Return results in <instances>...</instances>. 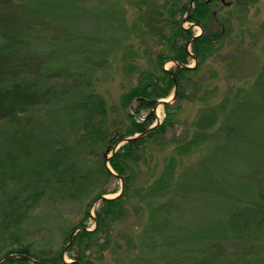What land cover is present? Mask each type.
<instances>
[{"label": "rangeland", "instance_id": "obj_1", "mask_svg": "<svg viewBox=\"0 0 264 264\" xmlns=\"http://www.w3.org/2000/svg\"><path fill=\"white\" fill-rule=\"evenodd\" d=\"M165 1L119 0L115 8L123 16L121 29L112 28L114 21L102 13L105 7L101 5L96 6V16L99 17H82L92 22L82 31L78 26L81 19L75 21L73 28H67L59 26L55 17L44 21H41L42 17L37 20L29 15L6 17L14 22V26L36 27L31 32L33 45L30 49L37 48L31 51L30 66L55 64L69 57L68 68L61 70L57 78L37 81L36 87L43 88L47 84L57 87L58 93L64 90L67 93L76 83L82 93L79 100L75 93H67L62 96L64 104L38 106L19 116V121L0 122V149L1 146L5 150L11 149L12 142L7 133L26 134L32 139L41 137L42 142L49 139L50 145H41V153L38 150L32 152L31 161L47 157L36 174L57 182H53L41 201L32 208L25 228L35 250L54 256L62 253L66 264L78 261L70 259L67 252L63 254L70 237L67 231L82 224L87 229H94V219L85 218L93 198L103 189L108 191L107 197H114L121 191L122 181L118 177H106L100 172L107 140L117 142L118 134L131 129L129 113L136 115L138 120L146 114V111L135 112V101L125 107L122 96L140 85L147 76L161 78L163 70L176 71L171 60L160 59L172 55L167 39L172 36L173 29L163 6ZM178 1L190 3V0H173V3ZM20 5L24 6L22 1ZM80 5L88 4L81 0ZM212 6L216 21L209 24V29H225L227 35L216 44L213 55L199 64L196 72L184 74L185 94L171 102L177 109H174V117L165 132L148 139L128 161L126 176L129 181L124 185L128 197L118 219L97 235L96 244H91V248L82 253L90 264H168L176 260L177 264L186 259L190 261L188 257L193 253L187 249L195 248L196 237L204 236L210 225L218 224L216 221L227 210L232 194L240 197L259 181V170L264 164L255 157V152L264 147V99L259 98V88L255 85L264 69V34L261 31L264 0H220ZM16 8L13 7L12 11H18ZM191 24L185 22L182 26L188 28ZM192 30L195 35L200 33L196 26ZM4 41L6 36L0 33V43ZM175 41L178 44L185 42L181 38ZM189 52L192 53L191 47ZM187 60V65H194L191 56ZM173 93L174 88L169 97L162 100L171 99ZM206 93L210 96L203 102L201 98ZM226 99L225 112L220 110L224 113L209 131L213 134L209 140L189 152L181 151L179 148L188 144L199 130L195 126L199 115L223 104ZM247 100L250 101L248 106L239 109L231 118L237 127L230 128L228 111L235 103ZM73 101L75 107L86 104V108H70ZM250 108L253 111L249 112ZM81 113L90 116L85 120ZM155 115L158 122L164 121L163 106L157 107ZM227 132L230 133L228 137ZM122 145L120 143L118 149ZM57 148H63L64 157L59 159ZM13 153L23 158L21 147L13 149ZM172 158L175 165L171 181L156 190L157 181ZM9 166L10 161L0 163V170L9 169ZM8 169L1 173L7 172L3 176L11 179ZM109 169L113 171L110 166ZM36 174L29 172L26 178L32 182L38 178ZM82 175L87 176L90 183L83 193L75 194L71 193L73 189L59 187V183L68 181L69 176L81 181ZM29 181L24 180L23 184ZM152 186L155 188L148 190ZM24 187L28 189L29 185H24L23 190ZM100 204L99 201L94 205L90 211L92 216L95 217ZM150 205L163 208L154 219L160 227L168 223V228L160 234V231H149ZM202 246L206 247V244ZM195 250V255H200L201 251Z\"/></svg>", "mask_w": 264, "mask_h": 264}, {"label": "trees", "instance_id": "obj_2", "mask_svg": "<svg viewBox=\"0 0 264 264\" xmlns=\"http://www.w3.org/2000/svg\"><path fill=\"white\" fill-rule=\"evenodd\" d=\"M21 1L24 4V8L20 5ZM85 1H87L88 5L81 6V0H0V7L3 9V13L0 14V33L6 36V41L0 43V66H2V71H0V122L19 121V116L38 106L64 104L62 96L67 95V93H71V95L75 93L77 100L82 96V93L79 92L75 85L76 83H74L73 88L69 87L71 90L67 93L65 92L66 90L63 93H58L57 87L53 88L47 86V84H44L43 88L36 87L37 84L35 85V83L37 81L51 79L53 77L57 78L61 74V70L68 68L66 64L69 61V57L62 62L57 61L55 64L44 63L36 68L30 66L29 58L33 56L31 51L37 48L30 49V45H33V41L31 40L33 33L31 34V32H34L36 27L34 25L31 27L14 26V22L9 21L6 17H18V14L29 15V17H34L37 20V17H42L43 19L41 21L47 20L48 17H55V22H58L60 24L59 26L67 28H73L75 21L81 19V21L79 20L80 23L78 26H80L79 31H82L92 23L89 20L82 19V17H99L96 16V6L101 5L105 7V11L102 13L106 17H110L111 21H114L112 28H123V21L121 19L123 16L121 11L115 8V5L119 4V0ZM217 1L220 0H195L190 17L187 19V22L199 25L204 30L203 34L194 39L190 46L192 53L197 58V66L193 69L176 67L175 72L163 70V76L161 78L147 76L140 82V85L132 88L122 96V103L125 107H130V104L135 101L137 103L135 112L146 111V114L141 120H138L135 119L136 115L129 113L128 116L132 122L131 129L126 133L118 134L117 142L126 137L144 133L157 120L153 109L159 100L169 97L170 90L174 88L175 81L178 85L177 97L184 96L185 86H187L186 81L184 84L182 83V78H185L184 74L196 72L199 64L213 55L216 50V44L220 43L225 35H227L225 29L220 28L214 31L209 29V24L215 23L216 21V13L212 5ZM189 5L190 3H182L179 1L174 4L173 0H166L164 2L163 6L173 29L172 36L167 39L168 48L171 50L172 55L170 57L162 56L160 57L161 60L166 58V60L176 61L183 65L188 64L187 59L190 55L186 46L194 37L195 33L192 29L186 30L182 27L183 18L181 17L187 15ZM13 7H17L18 11H12L14 10ZM12 25L13 28L10 30L9 28ZM261 31L264 34V22L261 24ZM177 38H181L185 42L178 44L175 41ZM7 70H10V72H7ZM255 87L259 88L257 90L259 98L264 99V69L260 73ZM209 96L210 93H206L201 100L205 102ZM248 103H250L249 100L245 103L237 102L228 111L227 120L230 121V128L235 129L237 127L233 125L234 121L231 119L232 116L236 115L239 109L248 106ZM227 104L226 99L223 104L211 107L209 112H202L195 121V126L199 130L195 132L194 138L188 144L179 149L184 152H189L209 140L213 135L209 131L217 124L219 117L225 112L224 110ZM69 106L70 104H68ZM75 106L76 103L73 101L70 108ZM68 107L65 109H68ZM83 107L86 108V104ZM83 107L79 106L75 107V109L77 108L78 110L79 108L83 110ZM163 108L165 118L162 123L149 131L145 136L124 143L109 159V166L117 175L123 178L124 185L129 181L128 176H126L128 161L132 159L135 152L148 139L157 137L165 132L166 127L174 117V109H177L171 103L164 104ZM222 109L224 112L222 111L220 113ZM248 111L251 112L253 109L250 108ZM81 116L87 120L90 114L81 113ZM7 134L10 137L8 140L12 142L11 149L5 150L1 146L0 163L10 161L9 169L4 168L3 170L8 169L11 179H6L3 174H7V172L1 173L3 170H0V258L9 254H17L21 257L6 260L1 264H66L63 261L62 253L54 256L50 253L48 254L46 251L35 250L33 240L27 238L28 234L25 228L32 208L41 201V198L47 193L48 188L54 184L53 182H57L54 179H42L43 177L41 175H37L40 172L39 167L43 166L47 157L43 158V160L31 161L32 152L38 150L41 153V145H50L47 142L49 139L42 142L41 137L37 136L32 139L26 134L21 135L14 132ZM7 134L5 135L7 136ZM229 134L227 132L226 137ZM107 142L108 146L111 145L112 147L117 143L113 139L110 141L107 140ZM20 147L23 150L22 159L18 153H13V149ZM57 151L60 153L59 159L65 156L62 152L63 148H57ZM255 157L260 159L264 164V147H261V149L255 152ZM59 163L62 164L61 161ZM174 165L175 159L172 158L159 177L156 190H161L171 181ZM53 166L58 168V165ZM101 166V174L106 177H111L112 175L105 166L104 161ZM29 172L37 173L36 177L38 178L30 182L26 178ZM259 175L260 178L255 187L248 189L240 197H235L232 194V201L227 202V210L216 221L218 224L210 225L204 236L196 237L198 240V243H195L197 244L196 247L194 248L192 246V248L187 249L188 252L193 253L192 256L188 257L190 261L186 259L177 264H264V166L260 168ZM82 176L86 179L84 180L82 178L79 181L77 180L78 178L74 179L72 176H69L68 181L59 183V187L63 189L70 188L73 189L71 193L81 194L86 190V186L90 184L88 181L89 178L85 175ZM24 180H28L29 182L23 184ZM24 185H29L28 189L24 187L23 190L22 187ZM15 186L18 187L15 188ZM151 188L155 187L152 186L148 190H151ZM17 189H22L23 191L20 192ZM126 193L127 191L124 187V191L119 198L100 201V208L95 211L94 218L91 216L89 209V212L85 214V218L94 219L95 227L91 231L81 230L77 232L71 245L67 249V254L70 259L78 260L81 264H90L89 261L84 260L82 253L86 250L88 251L91 248V244H96L97 235L118 219L122 212L123 203L128 197V193ZM106 194H108V191L103 189L93 198L92 203L98 197ZM72 197L74 199L77 198V196ZM150 208L149 231L152 233L160 231V234L164 228H168V223L166 222L164 224L165 226L160 227L157 222H154V219L163 208L159 205L153 207L150 205ZM78 228L87 227L82 224L69 229L67 232L71 234ZM203 243L206 244V247L202 246ZM194 249L198 250V252L201 251L200 255H195L193 252ZM75 255L77 256L75 257ZM31 259L35 262H31ZM176 262L177 260L169 263L176 264Z\"/></svg>", "mask_w": 264, "mask_h": 264}, {"label": "water", "instance_id": "obj_3", "mask_svg": "<svg viewBox=\"0 0 264 264\" xmlns=\"http://www.w3.org/2000/svg\"><path fill=\"white\" fill-rule=\"evenodd\" d=\"M194 1L195 0H191L190 1V5H189V11L187 13V15L182 19V24L187 22V19L190 17V14L192 12V9H193V5H194ZM181 24V25H182ZM198 27L200 29V33L198 35H194V37L187 43V46H186V49L187 51L189 52V48L191 46V42L196 39L197 37L201 36L204 32L203 28L199 25H195V24H191L190 27L188 28H185L183 27L184 29L188 30V29H192L193 27ZM189 55L191 56V58L194 60V65L193 66H189V65H183V64H180L176 61H171L172 63H174L176 65V67H180L182 69H193L197 66V58L194 54L190 53L189 52ZM166 71H169V70H166ZM177 93H178V85H177V82L175 81L174 82V93H173V96L171 97V99L169 100H159V102L157 103V105L155 106V108L153 109L154 112L157 110V107L159 106H163L164 104L166 103H171L173 102L176 98H177ZM160 124V122H158V120H156V123L152 126H150L149 128L146 129V131L142 134H137L135 136H132V137H126L124 138L123 140L121 141H118L116 143V145H114L113 147L111 145L107 146L104 153H103V161H104V164L105 166L108 168V170L110 171L111 175L112 176H115V177H118L121 181H122V188H121V191L115 195L114 197H107L106 195H102L100 197H98L91 205H90V211L93 209L94 205L99 202V201H103V200H107V199H116V198H119L123 191H124V181H123V178L119 175H117L116 173H114L113 171H111L109 169V159L117 152V149H118V145L120 143L124 144L128 141H131V140H134V139H137V138H141L143 136H145L149 131H151L152 129H154L155 127H157L158 125ZM110 154V155H109ZM81 230H84V231H91L90 229H87V228H78L76 230H74L71 234H70V237H69V241L67 243V245L64 247V250H63V254H65L67 252V249L69 248V246L71 245L72 241H73V238L74 236L77 234V232L81 231ZM17 257H21L17 254H9V255H4L0 258V264L3 263L4 261L6 260H9V259H13V258H17ZM26 258V257H25ZM63 259H64V255H63ZM31 262H35L34 260H30ZM70 263H74V264H81L80 262L78 261H71Z\"/></svg>", "mask_w": 264, "mask_h": 264}]
</instances>
